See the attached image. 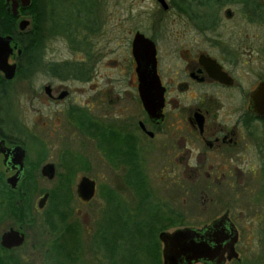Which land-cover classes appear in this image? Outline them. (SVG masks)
<instances>
[{
  "label": "flooded vegetation",
  "instance_id": "flooded-vegetation-1",
  "mask_svg": "<svg viewBox=\"0 0 264 264\" xmlns=\"http://www.w3.org/2000/svg\"><path fill=\"white\" fill-rule=\"evenodd\" d=\"M153 2L156 11L135 13L126 57H108L115 51L103 41L91 63L81 40L80 60L54 58L51 38L69 35L55 1L37 0L27 54L31 0H0V264H78L84 247L103 251L105 210L85 242L81 209L115 193L113 212L126 218L125 187L98 182L119 174L136 186L133 199L153 194L138 182L154 175L181 197L179 211L129 221L184 217L189 193L195 214L211 216L189 227L212 226L222 264H264V0ZM137 33L154 44L161 118L139 98ZM84 177L95 186L87 200Z\"/></svg>",
  "mask_w": 264,
  "mask_h": 264
},
{
  "label": "rangeland",
  "instance_id": "rangeland-1",
  "mask_svg": "<svg viewBox=\"0 0 264 264\" xmlns=\"http://www.w3.org/2000/svg\"><path fill=\"white\" fill-rule=\"evenodd\" d=\"M53 1H55L56 18L59 23L67 27V33H69L68 36L66 34H58L54 38H51L49 44L53 50L54 58L80 60L83 54L81 49L85 50L81 44L83 41H87L89 42L88 55H90L91 63L94 61V56H97L98 46L101 47L103 41H105L107 50L109 47L115 51L114 55L110 54L108 57H116L118 59H122L123 56L126 57V40L130 37L129 32L132 24L135 20L139 21L141 19L140 17H135L136 11H143L144 7L148 11H156V5L153 0ZM84 26H87L88 30H83L82 27ZM80 40L81 44H79ZM98 182H103L102 185L105 183L106 186H110L113 189L119 185L125 187L128 195L123 196V203L127 207V217L125 218L124 214L122 216L120 214L119 222H116L118 211L113 212L112 204H116L119 197L115 193L113 198L107 197L105 204H101V202L99 203V201L95 200L87 207L81 206V210L88 215L87 227L83 225V229L81 228L83 235L87 238L85 242L95 234L96 228L94 224L97 221V213L95 211L105 210L106 226L102 235L104 239V247H102L104 252L98 250L94 253L91 248L86 249L84 247V253L78 264H161L155 244L158 243L159 248L160 241L157 237L159 230L166 229L167 231H172L178 225L181 227L184 225L198 226L201 221H207L211 217L208 213L204 212H201L200 215L195 214L192 200L193 195L188 193L186 194L187 203L184 217L175 215L176 217L173 218L170 215L171 218L168 220L161 217V219L149 222L148 225H143L144 223L147 224L144 219H148V216L156 209H172L173 211L182 209L181 197L178 195L176 183L167 180L160 181L155 175L150 176V178H146L147 185L143 184L142 190L139 191L146 193L148 192L146 188H150L153 189V194L149 198L145 195H138L133 199V196H129V194L135 192L133 187L136 186L129 185L123 175L119 174V178L115 180L102 179ZM150 193L152 192L150 191ZM74 204L76 205V202ZM98 217H100V214ZM101 219L103 217H100V221H102ZM110 219L114 222L110 223ZM135 219L142 220L144 223L138 225L135 221H129ZM154 233L156 238L154 237Z\"/></svg>",
  "mask_w": 264,
  "mask_h": 264
},
{
  "label": "water",
  "instance_id": "water-1",
  "mask_svg": "<svg viewBox=\"0 0 264 264\" xmlns=\"http://www.w3.org/2000/svg\"><path fill=\"white\" fill-rule=\"evenodd\" d=\"M23 6H27L30 0H21ZM29 24L27 19L21 21V28ZM133 54L137 60L138 91L139 98L144 109L153 118L162 117L163 88L156 71L155 48L153 42L137 33L133 41ZM94 181L86 177L79 184L78 193L84 200L90 199L94 192ZM207 230V234L202 231ZM212 226L204 229L195 227H181L172 231H162L159 239L163 243V264H222L223 258H216L219 251V243L210 233ZM206 232V231H205ZM12 235V234H7ZM214 242V244L212 243ZM228 258H230L228 256Z\"/></svg>",
  "mask_w": 264,
  "mask_h": 264
},
{
  "label": "trees",
  "instance_id": "trees-1",
  "mask_svg": "<svg viewBox=\"0 0 264 264\" xmlns=\"http://www.w3.org/2000/svg\"><path fill=\"white\" fill-rule=\"evenodd\" d=\"M36 2H37V0H31V3H30V5L26 8L27 9V11L29 12V13H31V15H32V18H31V29L29 30V31H27L26 32V40H25V49H26V52H27V54H29V51L31 50H33L34 49V43H35V41H34V27H35V21H36V19H35V11H36V9H35V6H36ZM138 186H139V188H141L142 187V183L139 181L138 182ZM137 186V187H138ZM120 218H119V216L117 215L116 216V222L119 220ZM109 222L111 223V222H114V221H112L111 219L109 220ZM119 222V221H118ZM116 237H117V235L116 234H114ZM118 237H120L119 235H118ZM122 237V236H121ZM154 237L156 238V235H155V233H154ZM158 255H159V252H158ZM76 257V256H75ZM76 260V259H75ZM77 261V260H76ZM112 264V263H111Z\"/></svg>",
  "mask_w": 264,
  "mask_h": 264
}]
</instances>
